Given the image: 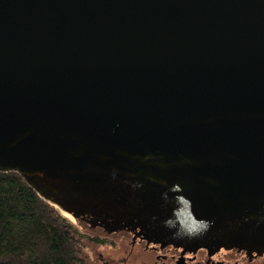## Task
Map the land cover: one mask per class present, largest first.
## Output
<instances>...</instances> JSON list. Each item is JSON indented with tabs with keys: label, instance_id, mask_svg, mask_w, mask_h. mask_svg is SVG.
<instances>
[{
	"label": "water",
	"instance_id": "obj_1",
	"mask_svg": "<svg viewBox=\"0 0 264 264\" xmlns=\"http://www.w3.org/2000/svg\"><path fill=\"white\" fill-rule=\"evenodd\" d=\"M9 172L75 220L262 242L264 0H0Z\"/></svg>",
	"mask_w": 264,
	"mask_h": 264
},
{
	"label": "trees",
	"instance_id": "obj_2",
	"mask_svg": "<svg viewBox=\"0 0 264 264\" xmlns=\"http://www.w3.org/2000/svg\"><path fill=\"white\" fill-rule=\"evenodd\" d=\"M76 221L96 230L101 224L86 215ZM84 240L85 234L17 173H0V264H88Z\"/></svg>",
	"mask_w": 264,
	"mask_h": 264
},
{
	"label": "flooded vegetation",
	"instance_id": "obj_3",
	"mask_svg": "<svg viewBox=\"0 0 264 264\" xmlns=\"http://www.w3.org/2000/svg\"><path fill=\"white\" fill-rule=\"evenodd\" d=\"M140 220L113 226L101 220L99 230L107 238H118L125 247L121 254H99L96 264H264V240L244 248L240 247L241 241L232 240L237 247L230 249L218 241L211 245L198 241L192 250H187L183 245L169 243L162 231L157 234L147 230Z\"/></svg>",
	"mask_w": 264,
	"mask_h": 264
},
{
	"label": "rangeland",
	"instance_id": "obj_4",
	"mask_svg": "<svg viewBox=\"0 0 264 264\" xmlns=\"http://www.w3.org/2000/svg\"><path fill=\"white\" fill-rule=\"evenodd\" d=\"M58 211H60L61 215L63 217H65L69 222H71V224H73V226L75 228H77L81 233L82 232V226L79 225L76 220L72 217V216H68V214H66L65 212L61 211L58 207L54 206ZM84 234V233H83ZM85 237H86V240L87 238H96L98 239L99 241H102L100 243H96V242H89V243H94L96 245H101L102 247H104L106 245V247L110 246L113 251H116V248L119 249V245L118 243L114 240V239H109V238H103V237H100V236H90V235H87L85 234ZM85 246V251H84V254L87 256V260L89 259L90 262H93V263H96L95 261V257L93 256V251L91 250V248H89L88 245H84Z\"/></svg>",
	"mask_w": 264,
	"mask_h": 264
},
{
	"label": "bare ground",
	"instance_id": "obj_5",
	"mask_svg": "<svg viewBox=\"0 0 264 264\" xmlns=\"http://www.w3.org/2000/svg\"><path fill=\"white\" fill-rule=\"evenodd\" d=\"M69 216V215H68Z\"/></svg>",
	"mask_w": 264,
	"mask_h": 264
}]
</instances>
